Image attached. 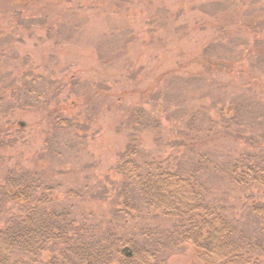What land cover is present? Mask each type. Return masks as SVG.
<instances>
[{"label": "rangeland", "instance_id": "1", "mask_svg": "<svg viewBox=\"0 0 264 264\" xmlns=\"http://www.w3.org/2000/svg\"><path fill=\"white\" fill-rule=\"evenodd\" d=\"M0 96V180L36 171L74 215L125 226L115 165L133 141L141 163L198 167L264 241L249 210L264 191L229 179L264 150V0H0ZM167 264L201 263L186 244Z\"/></svg>", "mask_w": 264, "mask_h": 264}, {"label": "trees", "instance_id": "2", "mask_svg": "<svg viewBox=\"0 0 264 264\" xmlns=\"http://www.w3.org/2000/svg\"><path fill=\"white\" fill-rule=\"evenodd\" d=\"M3 112L0 96V120ZM195 171L184 174L154 160L141 163L137 145L129 142L115 165L120 190L114 213L130 224L108 221L101 227L58 202L45 176L10 165L0 180V264H167L186 244L201 264H260L261 235L246 234L214 203ZM229 179L264 191V150L233 158ZM249 210L264 233V196ZM150 213L171 224H147Z\"/></svg>", "mask_w": 264, "mask_h": 264}]
</instances>
